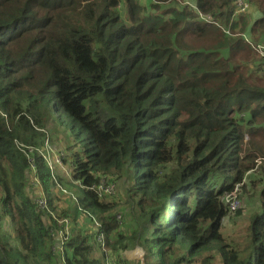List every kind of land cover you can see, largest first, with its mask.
Returning <instances> with one entry per match:
<instances>
[{
    "label": "trees",
    "instance_id": "obj_1",
    "mask_svg": "<svg viewBox=\"0 0 264 264\" xmlns=\"http://www.w3.org/2000/svg\"><path fill=\"white\" fill-rule=\"evenodd\" d=\"M235 1L0 0V264H140L122 256L135 247L142 264H264V58L237 60L256 54L242 34L264 44V0H243L250 25ZM49 125L79 183L64 207ZM249 171L257 206L226 243L222 198ZM106 175L136 211L126 227L97 193Z\"/></svg>",
    "mask_w": 264,
    "mask_h": 264
},
{
    "label": "rangeland",
    "instance_id": "obj_2",
    "mask_svg": "<svg viewBox=\"0 0 264 264\" xmlns=\"http://www.w3.org/2000/svg\"><path fill=\"white\" fill-rule=\"evenodd\" d=\"M185 4H189L192 7V3L188 1H178V2L170 4V7L180 9ZM254 7L255 6H253V4L251 3L248 5V8L245 12L238 13L235 16L238 17L240 14H243L242 16L244 17V22L248 21L250 25L253 20L261 16V12L255 9ZM203 18L206 19L207 17H203ZM243 27H244L243 24L241 22H238V25L237 27H235L233 32L234 33L239 32V30L242 29ZM248 47L249 49H252L251 46H248ZM248 51H249L250 57H245L247 59H243V61L241 60V57H237V60L241 64L252 65L253 63H255V66H256V63H258V60L261 57L257 54V52L256 54L254 53L256 55L255 56L252 53V51L250 50ZM255 66H251V68ZM257 75L255 77L256 78L255 80L257 81V83L263 84L264 75H261L259 73ZM53 126L54 125H51V126L49 125V127L46 130L47 139L44 142L43 150L41 151V153L43 154V157L47 161L48 166L51 168L53 177H55L54 184L56 183L55 186L57 187L53 189V193L58 197L59 201L62 204L61 206H63L65 204L63 203V201L66 199L67 195H70L69 193L76 195L79 183L71 182L72 181L71 176L66 174L67 172L69 173L70 168L68 167L67 164H64L63 162H61V159L57 151L52 149L51 144L53 142V133H52V129H54ZM63 135H64L63 131H58L57 139H59V137ZM254 141L259 147H262L264 150V130L258 133ZM250 172L251 171H249L246 175L247 176V178L245 179L246 188L242 189V186L237 185L232 191V193L227 194L225 197L223 196L222 198L224 202V206L227 208V215L221 221L220 231H222L221 233L226 243H230L231 241H237V243L239 244L244 243L245 239L242 240V235L246 227L248 226V219H249L250 211H253L254 206H257L256 204L247 205L248 200L250 199L249 197L253 196V190L251 189V186H250L251 181H254V183H256V180H253V178H251ZM58 176L62 179L64 184L61 185L60 182H58ZM100 182H103V183L107 182L110 184L113 183L114 194L103 196V198L101 197L103 199L102 202L106 201L109 204L116 205L115 210H117L120 213L119 215L121 216L119 223L120 225H123L124 227H126L128 223L135 220L134 214H136V211L132 210V208H130L128 204L129 198L127 197V193H125L124 191L122 180H116L112 176L106 175L105 177L99 176V183ZM126 185L129 188V185L128 184ZM59 186L62 189L66 190L67 193H63L61 189L58 188ZM227 197L230 199V201H234V200L238 201V204L234 211L229 208V204L226 202ZM79 222H80V225L85 228H88V229L92 228L91 224L85 218H83L82 220H79ZM143 254H144L143 250L140 247H135L134 249L122 252L123 257L127 259H134L138 261L140 264H142ZM209 255L211 256V259L208 260L207 262L208 264H222L219 256L215 252H212Z\"/></svg>",
    "mask_w": 264,
    "mask_h": 264
},
{
    "label": "built area",
    "instance_id": "obj_3",
    "mask_svg": "<svg viewBox=\"0 0 264 264\" xmlns=\"http://www.w3.org/2000/svg\"><path fill=\"white\" fill-rule=\"evenodd\" d=\"M247 8H248V4H246L243 0H236L235 1V13L236 14L245 12L247 10ZM243 38L245 39L246 43H249L251 45V47L257 52V54L260 57L264 58V44L263 43L253 44L250 41L249 36H247V35H243ZM62 191L66 193V191L64 189H62ZM97 193H98L99 197H101L102 195H113L114 194V185L101 182L97 187ZM0 195H1V193H0ZM37 202H38L40 208H47V201L45 198H43V196L41 198H39L37 200ZM226 202L229 204V208L233 211L235 210V208L238 204L237 200L230 201V199L228 197L226 199ZM97 239H98V241L103 243V236L102 235H99L97 237Z\"/></svg>",
    "mask_w": 264,
    "mask_h": 264
},
{
    "label": "clouds",
    "instance_id": "obj_4",
    "mask_svg": "<svg viewBox=\"0 0 264 264\" xmlns=\"http://www.w3.org/2000/svg\"><path fill=\"white\" fill-rule=\"evenodd\" d=\"M243 35H247V36H249L247 33H244V34H242V37H243ZM250 38V37H249ZM244 39V38H243ZM244 41H245V39H244ZM246 42V41H245Z\"/></svg>",
    "mask_w": 264,
    "mask_h": 264
},
{
    "label": "crops",
    "instance_id": "obj_5",
    "mask_svg": "<svg viewBox=\"0 0 264 264\" xmlns=\"http://www.w3.org/2000/svg\"><path fill=\"white\" fill-rule=\"evenodd\" d=\"M67 174V173H66ZM60 188V187H59ZM61 189V188H60ZM61 191H62V189H61Z\"/></svg>",
    "mask_w": 264,
    "mask_h": 264
}]
</instances>
